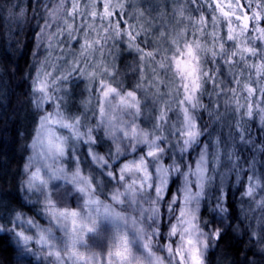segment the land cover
Here are the masks:
<instances>
[{
	"label": "rangeland",
	"instance_id": "obj_1",
	"mask_svg": "<svg viewBox=\"0 0 264 264\" xmlns=\"http://www.w3.org/2000/svg\"><path fill=\"white\" fill-rule=\"evenodd\" d=\"M203 2L208 18L184 0H46L32 80L41 118L22 187L30 212L0 215L21 264H205L200 204L214 185L223 210L231 158L200 147L194 111L211 63L235 122L264 123V87L253 85L264 66V11L258 0ZM120 50L137 55L133 89L115 81ZM71 77L84 97L70 114ZM100 140L110 155L96 150ZM251 169L242 164L233 184L245 176L243 217L264 227V166ZM171 178L177 187L163 202Z\"/></svg>",
	"mask_w": 264,
	"mask_h": 264
},
{
	"label": "trees",
	"instance_id": "obj_2",
	"mask_svg": "<svg viewBox=\"0 0 264 264\" xmlns=\"http://www.w3.org/2000/svg\"><path fill=\"white\" fill-rule=\"evenodd\" d=\"M184 1L189 7H196L205 18L209 17L203 0ZM258 2L264 11V0ZM214 8L213 4L211 10ZM45 12L46 0H0V215L3 219L16 212H30L24 202L22 187L29 148L37 135L41 118L39 109L32 105V80L41 60L38 36ZM260 27L264 30L263 25ZM256 39L249 35L248 40L253 48L260 50V41ZM137 61V55L133 52L120 50L114 70L115 81L120 86L128 89L136 87L139 80ZM211 68L210 63L209 76L202 81V91L194 111L199 130L198 141L211 157L215 152H219L221 158L229 154L227 157L231 158V163L228 164L229 159L225 157L223 166L231 169V176L223 184V210L217 209L214 185H210L208 194L200 204L199 227L209 236L204 261L205 264H264V227L260 224L254 226L255 222L251 224L242 213L245 176L233 184L242 164L245 171L264 166V123H258L255 117L242 124L235 122V115L223 105L225 98L221 88L226 79L220 73L215 80ZM259 69L261 75L253 82L258 92L260 88L256 85L261 89L264 87V66ZM67 85L63 101L71 114L80 109L84 85L76 77H71ZM239 89L237 87V93H240ZM240 125L241 132H238ZM95 147L103 155L112 153L104 140H100ZM197 153V150H191L187 158ZM86 165L90 166L88 162ZM176 187V178H171L164 190L163 202L175 193ZM160 216L162 234L168 224L163 220V211ZM3 222L2 227L5 228L7 223ZM0 264H21V254L12 236L5 230L0 231ZM29 264L44 263L34 261Z\"/></svg>",
	"mask_w": 264,
	"mask_h": 264
}]
</instances>
